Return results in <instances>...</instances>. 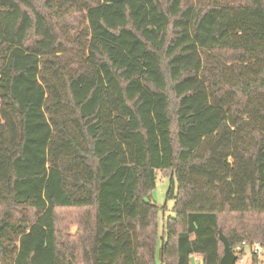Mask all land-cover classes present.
I'll return each mask as SVG.
<instances>
[{
	"label": "trees",
	"instance_id": "1",
	"mask_svg": "<svg viewBox=\"0 0 264 264\" xmlns=\"http://www.w3.org/2000/svg\"><path fill=\"white\" fill-rule=\"evenodd\" d=\"M219 231L264 249V0H0V264H219Z\"/></svg>",
	"mask_w": 264,
	"mask_h": 264
},
{
	"label": "rangeland",
	"instance_id": "2",
	"mask_svg": "<svg viewBox=\"0 0 264 264\" xmlns=\"http://www.w3.org/2000/svg\"><path fill=\"white\" fill-rule=\"evenodd\" d=\"M63 32L71 41L78 40L82 44L80 50H70L68 54L57 55L56 57L49 58L51 61L60 64L62 66L66 65L71 67L69 72H73L78 69L79 66H86V55H87V45L89 41L88 29L86 28V23L81 21L76 30H72L68 27H62ZM90 71V70H89ZM40 78H44L43 83L47 91V101L45 104L46 114L48 117L55 116L59 122L66 119L68 127L75 133L73 115L71 111L65 109V107L60 103L66 99V93L64 90V85L62 81V75L60 72L54 73L50 72L47 68H42V75ZM43 82V80H42ZM2 125H5V121H1ZM2 137L7 138L9 131L8 128L3 126ZM77 135V134H75ZM60 137L66 140V136L63 132L60 133ZM64 166H70V161L66 158L62 161ZM156 183L155 188L151 191V200L158 207V233L161 234L164 221L168 216H173V206L174 199H166V194L168 188L171 184V177L165 176L159 170L155 171ZM157 246L160 245V240L157 242ZM235 264H264V259L259 258L258 262L253 263L251 255H249L247 248H245V255L242 256V260H237Z\"/></svg>",
	"mask_w": 264,
	"mask_h": 264
},
{
	"label": "built area",
	"instance_id": "3",
	"mask_svg": "<svg viewBox=\"0 0 264 264\" xmlns=\"http://www.w3.org/2000/svg\"><path fill=\"white\" fill-rule=\"evenodd\" d=\"M245 248H247V251L249 255L255 256L256 258H263L264 259V249L262 245L257 242H241L240 244L236 245L234 248H232L234 254L236 255V260H242V256L245 255ZM193 256V264H202L201 258L198 255H192Z\"/></svg>",
	"mask_w": 264,
	"mask_h": 264
},
{
	"label": "water",
	"instance_id": "4",
	"mask_svg": "<svg viewBox=\"0 0 264 264\" xmlns=\"http://www.w3.org/2000/svg\"><path fill=\"white\" fill-rule=\"evenodd\" d=\"M143 200L145 203L149 202V199L147 197H144ZM219 240L223 245V254L220 257L219 264H235L236 255L234 254L228 239L221 231H219ZM189 260L190 264H193V256H190ZM67 264H73V262L71 260H68Z\"/></svg>",
	"mask_w": 264,
	"mask_h": 264
}]
</instances>
